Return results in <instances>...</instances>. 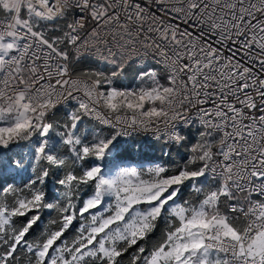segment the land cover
Segmentation results:
<instances>
[{"label": "snow or ice", "instance_id": "1", "mask_svg": "<svg viewBox=\"0 0 264 264\" xmlns=\"http://www.w3.org/2000/svg\"><path fill=\"white\" fill-rule=\"evenodd\" d=\"M145 58L160 71L118 86ZM138 137L188 155L135 159ZM13 146L30 153L21 186L3 175L26 170ZM130 249L129 264H264V0H0V264Z\"/></svg>", "mask_w": 264, "mask_h": 264}, {"label": "built area", "instance_id": "2", "mask_svg": "<svg viewBox=\"0 0 264 264\" xmlns=\"http://www.w3.org/2000/svg\"><path fill=\"white\" fill-rule=\"evenodd\" d=\"M82 67H94V68H99L100 70H105V71L111 70L110 65H104V64H85V65H82ZM133 67L137 71H139L141 68H155L159 72L161 69V66L158 65L156 63L155 59H152V58H145L143 63H140L138 61L136 64H133L130 68H133ZM136 83H137V81L135 80V75H134V77H128L127 72H126L125 78L123 79V81L121 83L118 84V86L132 87V86H135ZM74 106H75V102L70 100L68 103V107L66 109H62V110H64L66 112L68 109H70ZM85 129H87L89 131H92L93 129H95L98 131L100 129V126L97 125L94 120H90L88 118H85L81 130L83 131ZM105 131H107V129H105ZM185 134L188 135L189 139H190V143H189L188 147L191 146V143H195L196 139L199 136L197 127H193L190 130H186ZM137 140H138V145H143V147L139 148V151H137L136 146H134L131 149V155L135 159H140L141 156H143L146 160L149 158L154 159L156 157L166 158V157L162 156V152H161L159 145H155L153 142L145 143V140L143 137H138ZM129 143H131V140L129 141ZM14 147H16V146H14ZM188 147L186 148V152H185L186 156L188 155ZM16 148H18L20 151L19 155L24 157V164H25L26 170L21 169L18 174L16 171H6L3 173V175L4 176H10L17 182L21 181L22 179L28 180L29 176L31 175V168L27 167L31 163V161L29 160V156H30L29 150L27 147H16Z\"/></svg>", "mask_w": 264, "mask_h": 264}, {"label": "trees", "instance_id": "3", "mask_svg": "<svg viewBox=\"0 0 264 264\" xmlns=\"http://www.w3.org/2000/svg\"><path fill=\"white\" fill-rule=\"evenodd\" d=\"M52 34H56V33L53 32ZM135 73H137V70H136L134 67H133V68H129V69L127 70V75H128V77H134ZM64 116H65V111H64V110H61V111H59V112L57 113V117H56V118H57V119H63ZM186 148H187V147L179 149V153H178L176 150H173L172 153H171V155H170L169 157L163 158V160H165V161H168V160L173 161V162H174L173 165H172L173 167H174L175 165H177V164L183 163V161L181 160V155H183V156L186 157V155H185ZM5 177L8 178V182H9V183L12 182V181H15L12 177H9V176H5ZM26 181H27V179H22V180L19 181V182L15 181V186H21V185H23ZM188 197H189V193L186 192L184 198L187 199ZM43 219H44V221H46V220L48 219V215L43 214ZM42 227H43V223H41L40 227L36 228V229L33 231V233L28 237V239H29L30 241L37 239V238L39 237V235H40V231H41V228H42ZM69 233H70V232H69ZM69 233H68V234H69ZM159 238H160V232L158 231L157 233H155V234L153 235V237H151V238L149 239V241H148V245H147V246H148V247H151V245H152L156 240H158ZM134 252H135V249H130V250H129V253L125 254V256H124L123 259L121 260L120 264H129V260H130V258H131V255L134 254ZM25 264H26V262H25Z\"/></svg>", "mask_w": 264, "mask_h": 264}, {"label": "rangeland", "instance_id": "4", "mask_svg": "<svg viewBox=\"0 0 264 264\" xmlns=\"http://www.w3.org/2000/svg\"><path fill=\"white\" fill-rule=\"evenodd\" d=\"M14 147V146H13ZM17 154H20V151L18 148L14 147L12 148V151L7 153V155L9 156H12L13 158L16 157ZM127 162H131V161H127ZM10 177V176H9ZM47 215V213H44ZM75 234V229H73V231H71L69 234H68V238L71 239V237Z\"/></svg>", "mask_w": 264, "mask_h": 264}]
</instances>
